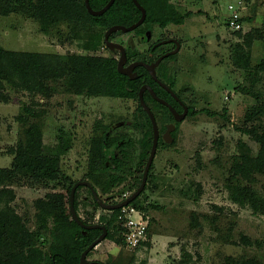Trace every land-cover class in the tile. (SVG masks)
<instances>
[{
  "label": "rangeland",
  "instance_id": "374dc122",
  "mask_svg": "<svg viewBox=\"0 0 264 264\" xmlns=\"http://www.w3.org/2000/svg\"><path fill=\"white\" fill-rule=\"evenodd\" d=\"M237 1L171 0L180 14L191 13L183 24L142 26L139 31L150 34L148 42L140 40L139 33L114 34L112 41L144 60L151 43L177 39L180 51L175 60L163 64L160 73L167 76L195 113L180 123L170 144L157 147L146 188L133 200L136 203L129 205L148 217L146 244L130 250L116 242L124 229L119 211L110 226V237L90 252L88 261L264 264V215L254 213L247 203L232 202L226 189L236 158L245 155L254 160L257 156L259 145L248 131H264V74L251 73L264 55V0H242V16L251 15L252 19L244 22V30L239 33L225 26L227 6ZM104 32L105 28L84 22L82 15L80 20L51 16L45 22L19 13L0 15V47L9 51L106 58L111 54L103 45ZM90 34L102 40L95 50L84 47ZM170 47L168 44L158 51ZM47 86L48 95L30 94L9 85L0 90L8 98L0 101V167H12L14 153L26 139V129L37 124L44 152L59 157L65 176L72 181H88L106 203L122 201L124 195L137 189L141 179L136 168L142 158L140 144L146 139V128L135 123L137 100L77 95L63 79ZM149 106L159 124L162 113L153 102ZM224 107L228 110L225 118L202 111L221 113ZM25 108L34 110L36 117L18 122L17 118L26 114ZM124 121L130 124L116 126ZM104 131L134 140L125 160L124 180L106 190L111 168L104 171L89 167L90 144ZM253 171L247 179L238 177L236 183L264 199V168ZM10 186L15 191L11 206L33 232L36 245L47 253L53 241L52 220L47 221V228L40 229L35 202L48 194H63L67 202L68 184L18 176ZM75 199L83 220L105 223L112 218L110 210L95 206L87 187L79 189ZM65 207L68 209V203ZM243 237L249 242L244 243Z\"/></svg>",
  "mask_w": 264,
  "mask_h": 264
},
{
  "label": "trees",
  "instance_id": "16d2710c",
  "mask_svg": "<svg viewBox=\"0 0 264 264\" xmlns=\"http://www.w3.org/2000/svg\"><path fill=\"white\" fill-rule=\"evenodd\" d=\"M137 1L145 9L146 16L143 24L135 30V33H141L142 31H139V29L148 24H156L160 28H165L168 24L181 25L186 18L191 16L190 12L180 14L171 0ZM107 2L108 0H89V4L94 10L101 9ZM11 13L27 15L42 22H45L51 16L80 20L82 15L84 22L92 26L105 28V31L116 24L130 26L141 16V12L132 0H115L111 7L100 16L90 15L85 8L84 0H0V15L6 16ZM251 19V15L242 16L240 22L244 24L245 21L249 22ZM242 31H237V33ZM243 33L244 35L247 34V32ZM250 36L249 33L247 38L250 39ZM101 43L102 40L97 34H90L84 47L87 50H95ZM150 51H154V49H150ZM175 58L176 55L165 58L158 70L161 71L165 62L173 61ZM127 59L133 61L144 60L139 58L138 53H127ZM149 60L151 61L152 57H149ZM116 63L117 60L112 54L106 58L99 56H64L49 53L9 51L0 47V90L5 85H9L16 90H26L30 94L48 95L47 84L63 79L68 88L77 95L86 94L138 100L141 85L143 82H148L154 88V93L162 97L160 93L163 90L155 84L143 67L137 68L140 76L136 80H130L127 76L118 73ZM251 73L264 74V55L255 64ZM163 75L165 74L163 73ZM7 100V96L0 93V101L6 102ZM143 100L145 103L148 100L153 101L149 93L147 96H143ZM154 104L158 109L160 108L168 113V110L162 104L157 102H154ZM151 110L154 111L152 107ZM137 111L144 114L147 119L145 123L146 139L142 140L140 144L143 149L142 158L136 168V173L141 178L152 144V130L150 121L140 104L137 105ZM202 111L207 112L209 116L221 115L225 118L228 110L227 107H224L221 113L209 112L208 110ZM25 112L26 114H21L17 118L18 122L23 123L28 117H36L34 110L31 108H25ZM194 113L195 111L192 112V114ZM25 133V141L18 146L14 153L11 162L12 167H0V264H79L81 253L102 231L100 229L84 230L78 226L71 218L69 199L66 202L63 194H48L35 202L40 229L47 228V221L52 220L50 234L53 241L47 253L36 245L33 232L25 226L20 215L11 206L15 199V191L10 185L18 176L35 181H63L68 184V197L71 187L77 182L70 180L63 174L58 156L44 152L37 124L29 126ZM248 133L259 145L257 156L254 160L245 155L240 159L241 155L236 158L229 170L226 189L232 202L239 205L247 203L254 213L264 215V199L256 195L251 188L236 183L238 177L247 179L254 172V169L256 171L264 168V131L250 130ZM133 145L134 140L131 137L112 136L109 131H104L99 138L92 140L89 149V167L92 170L106 171L109 168L112 170L108 174L104 190L124 180L125 160L129 149ZM152 165L153 163L149 169L146 183L149 181ZM82 187L78 186L74 194L76 213L77 200L75 197ZM88 191L91 194L89 189ZM138 197L134 200H137ZM66 203H68V209L65 207ZM107 203H109V200H107ZM135 203L136 201H133L129 205L132 206ZM94 204L98 206L95 201ZM119 211L120 209L112 210V218L105 223H90L83 220L78 213L77 215L84 224L104 225L107 229L105 239H108L111 235L110 226ZM103 219L102 217L100 222H103ZM118 230H121V227H117ZM147 241H144L140 247L144 246ZM242 241L244 243L249 242L246 237H243ZM116 242L123 245V236H118ZM91 251L88 252L87 256ZM89 262V264H102L95 261Z\"/></svg>",
  "mask_w": 264,
  "mask_h": 264
},
{
  "label": "water",
  "instance_id": "95a60500",
  "mask_svg": "<svg viewBox=\"0 0 264 264\" xmlns=\"http://www.w3.org/2000/svg\"><path fill=\"white\" fill-rule=\"evenodd\" d=\"M114 1L115 0H108V2L99 10L92 9V7L89 4V0H84V4H85V8H86L87 12L90 15L100 16L103 13H105L111 7V5L114 3ZM132 1L135 4V6L138 8V10L141 12L140 18L130 26H124V25H120V24L110 26L104 33L103 43L109 50L114 51V52H116V51L120 52V57L117 61L118 73L126 75L127 77H129V79H135L137 77V75L133 71L134 68L136 66H143L148 70V72L150 73L152 78L157 80L155 69L159 65V63L165 57H167L169 55H174V54L178 53V51L180 50L181 45L177 39H168V40H164L160 43H157L155 46H157L159 44H165V43L173 42L175 44V48L172 51L167 52V53L163 54L162 56L158 57L154 62L148 64V63H144L141 61H137V62L130 63L127 67H124V64L126 63V53H125V49H124L123 45L109 40V36L112 33L117 32V31H119L121 33L131 32L134 29H136L137 27H139L144 22V19L146 16L145 9L138 3L137 0H132ZM160 85L163 86L166 90H168L174 96V93L166 85H164L162 83H160ZM145 89H148L151 92V95L157 99L155 93L153 92V90L149 86H142L140 88V90H139V102H140V105L145 110V112L147 113V115L150 119V122L152 125V130H153V139H152V145H151V148L149 151V155L147 157V160H146V163H145V166L143 169L141 182H140V185L138 186V188L134 192H132L129 196H127L125 199H123L122 201L116 202L113 204H109V203L104 202L98 196L96 190L88 181H77L73 184V186L70 189L69 212L71 214L72 220L84 230L100 229L102 231L101 234L93 242H91V244L81 253V255L79 257V264H89L90 263L86 258L87 254L89 251H91L93 248H95L100 242L105 240L106 235H107V229L105 228L104 225H101V224H84L82 222V220L79 218V216L77 215V213L74 209V194H75L76 188L78 186L88 187L92 193V196H93L95 202L102 209L112 211V210H116V209H120L122 207L128 206L134 199H136L140 195V193L143 191V189L146 185L147 175H148L149 169L151 167V164L153 163V160H154V157L156 154V150H157L159 132H158V126H157L155 117H154L152 111L150 110V108L146 105V103L143 100V92ZM158 100L161 103H163L169 107V105L166 102H164L160 99H158ZM169 109L174 114L176 121H181L185 117L186 111H187V108L185 107L184 112L180 116H176L175 110L172 109L171 107H169ZM118 125L119 124H116V126H118ZM173 129H174L173 124L167 126V129H166L164 136H163L164 142L166 144H170L173 140V138L171 136V131Z\"/></svg>",
  "mask_w": 264,
  "mask_h": 264
},
{
  "label": "flooded vegetation",
  "instance_id": "af4514ba",
  "mask_svg": "<svg viewBox=\"0 0 264 264\" xmlns=\"http://www.w3.org/2000/svg\"><path fill=\"white\" fill-rule=\"evenodd\" d=\"M143 24V23H142ZM138 28V27H137ZM136 28V29H137ZM136 29H134L133 31H131V32H134L135 33V30ZM117 32H119V31H117ZM105 33V32H104ZM116 32H114V33H112L110 36H109V40L110 41H112L113 39H114V36H112V35H114ZM119 33H121V32H119ZM128 33H130V32H128ZM124 34V33H123ZM139 39L140 40H143V42H148L149 40H150V34H149V32H147V31H142L141 33H139ZM168 39H175V38H165V39H159V40H157V41H155V42H153V43H151L150 45H149V47L147 48V53H148V56H147V58H146V60H140L141 62H144V63H152V62H154L158 57H160V56H162L163 54H165V53H167V52H170V51H172L174 48H175V44L173 43V42H170V43H165V44H159V45H157V46H155L157 43H160V42H162V41H164V40H168ZM114 42V41H113ZM180 43V42H179ZM120 44V43H119ZM171 45V47L170 48H168V49H166V50H163L162 52H159L158 50L159 49H161L162 47H164V46H166V45ZM122 45V44H121ZM181 45V44H180ZM106 47V46H105ZM124 47V46H123ZM181 48V47H180ZM108 49V48H107ZM124 49H125V47H124ZM150 49H154V51H150ZM109 50V49H108ZM180 51V50H179ZM178 51V52H179ZM109 53L110 54H112L114 57H115V55L118 53L119 55H118V58H116V60L118 61V59H119V57H120V52L119 51H116V52H114V51H111V50H109ZM125 53H126V63L124 64V67H127L130 63H133V62H137V61H133V60H128L127 59V51H126V49H125ZM177 54V53H176ZM176 54H174V55H176ZM169 56H172V55H169ZM149 57H152V60L150 61L149 60ZM168 57V56H167ZM167 57H165V58H167ZM164 58V59H165ZM163 59V60H164ZM162 60V61H163ZM162 61L159 63V65L156 67V69H155V73H156V78H157V80H155V79H153L152 78V76L150 75V73L148 72V70L145 68V67H143V66H136L135 68H134V72L136 73V75H137V77L135 78V79H130V80H136L139 76H140V74H139V72L137 71V68L138 67H143L144 68V70L147 72V74L150 76V78L155 82V84H157V86H159V88L160 89H162L163 91L160 93L161 95L160 96H162V97H159L156 93H155V95H156V97H157V99L156 98H154L152 95H151V92L148 90V89H145L144 90V92H143V96L144 95H148V93L150 94V96H151V98L153 99V101L154 102H157V103H159V104H162L163 106H165L166 107V109L168 110V113H166V112H164L162 109H160L159 108V111L162 113V116L160 117V120H159V124H158V119L156 118V116H155V114H154V112L151 110V107L149 106V102H153V101H150V100H148V102H146V105L150 108V110L152 111V113H153V115H154V117H155V120H156V123H157V126H158V132H159V135H158V144H157V147L159 146V145H163V144H166L165 142H164V138H163V136H164V133H165V131H166V129H167V126L168 125H171V124H173L174 125V129L171 131V136H172V138H173V140H174V136H175V132L178 130V128H179V125H180V123L187 117V116H190L191 114H192V112L194 111L193 109V106H191V105H187L183 100H182V98H181V96H180V94L178 93V91L173 87V85L170 83V82H168L167 81V76H165V75H163V73L161 74L160 73V71L158 70V68L160 67V65H161V63H162ZM116 68H117V63H116ZM122 75H124V74H122ZM126 76V75H125ZM129 78V77H128ZM160 83H162V84H164V85H166L173 93H174V96L168 91V90H166L163 86H161L160 85ZM142 86H149L152 90H153V92H154V88L147 82H143V84L141 85V87ZM140 87V88H141ZM159 89V90H160ZM140 90V89H139ZM138 98H139V92H138ZM158 99H160V100H162V101H164V102H166L168 105H169V107H171L172 109H174L175 110V112H176V116H180L183 112H184V108L186 107L187 108V111H186V115H185V117L181 120V121H176L175 120V116H174V114L171 112V110L169 109V107L167 106V105H165V104H163V103H161ZM153 102V103H154ZM138 104H140V102H139V99L137 100V105ZM141 106V105H140ZM142 107V106H141ZM143 109V108H142ZM144 110V109H143ZM136 111H137V107H136ZM144 112H145V110H144ZM146 113V112H145ZM146 115H147V113H146ZM147 117H148V115H147ZM141 119H142V122H141ZM148 119H149V117H148ZM146 121H147V119H146V117L144 116V114H142V113H139L138 111L136 112V120H135V123L138 125V126H140V125H145V123H146ZM149 121H150V119H149ZM129 125L130 124V122L129 121H124V122H120L119 123V126L120 125ZM150 124H151V122H150ZM151 130H152V125H151ZM152 139H153V130H152ZM172 140V141H173ZM152 145V144H151ZM146 163V162H145ZM145 166V165H144ZM143 169H144V167H143ZM143 173V172H142ZM142 178V177H141ZM86 187V186H85ZM88 188V187H87ZM138 188V187H137ZM89 189V188H88ZM90 190V189H89ZM92 194V193H91Z\"/></svg>",
  "mask_w": 264,
  "mask_h": 264
},
{
  "label": "built area",
  "instance_id": "2783aa9c",
  "mask_svg": "<svg viewBox=\"0 0 264 264\" xmlns=\"http://www.w3.org/2000/svg\"><path fill=\"white\" fill-rule=\"evenodd\" d=\"M242 2V0H238L236 4H229L227 6L229 14L225 19L226 27L234 32L244 30V25L240 22L242 11L245 9ZM126 197L127 196L124 195V199ZM120 211L121 217L123 218L124 229L122 236L124 244L130 250H135L148 239V217L143 216L140 211L130 207L129 205L120 208Z\"/></svg>",
  "mask_w": 264,
  "mask_h": 264
}]
</instances>
